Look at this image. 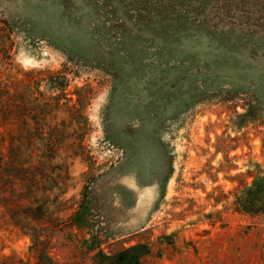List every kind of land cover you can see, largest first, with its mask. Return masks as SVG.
<instances>
[{
  "label": "rangeland",
  "instance_id": "rangeland-1",
  "mask_svg": "<svg viewBox=\"0 0 264 264\" xmlns=\"http://www.w3.org/2000/svg\"><path fill=\"white\" fill-rule=\"evenodd\" d=\"M208 7L0 0V73L24 107L0 141V264L137 244L147 264H264V216L236 203L264 172V37L209 34Z\"/></svg>",
  "mask_w": 264,
  "mask_h": 264
},
{
  "label": "trees",
  "instance_id": "trees-1",
  "mask_svg": "<svg viewBox=\"0 0 264 264\" xmlns=\"http://www.w3.org/2000/svg\"><path fill=\"white\" fill-rule=\"evenodd\" d=\"M255 1L240 0L239 3L234 0H208V9L203 14L197 16L204 22L209 34L238 27L243 31L256 32V35H259V37H264V8L254 6ZM127 2L124 1L123 3L126 4ZM2 65H10V63H3ZM33 74L34 72L28 73V75ZM1 75L0 73V130L3 129V132H0V141L3 143L5 142V135L11 139V135L15 131L17 116L24 107L18 100L20 99L19 88H21L22 84L5 81ZM26 90L31 91L30 99L35 94L39 96L34 98L32 103L41 101L36 106L42 107L44 110V93L38 89V84L37 88L29 85ZM65 100L66 105L72 102L68 98H65ZM2 167L6 170L3 173L5 175L11 167V162L5 161L4 155L0 153V171H2ZM251 176L254 179L253 184L250 187H244L236 197L237 210L238 212L250 215L264 216V172H259L258 175ZM22 200L26 199L22 198ZM77 217L78 214L73 217L74 220ZM73 225L75 226L77 223L74 222ZM151 254L152 251L149 245L137 244L122 249L113 256L103 257L104 264H147V259L150 258Z\"/></svg>",
  "mask_w": 264,
  "mask_h": 264
}]
</instances>
